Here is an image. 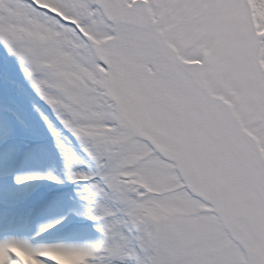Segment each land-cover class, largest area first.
<instances>
[{"label": "snow or ice", "instance_id": "1", "mask_svg": "<svg viewBox=\"0 0 264 264\" xmlns=\"http://www.w3.org/2000/svg\"><path fill=\"white\" fill-rule=\"evenodd\" d=\"M264 264V0H0V264Z\"/></svg>", "mask_w": 264, "mask_h": 264}, {"label": "rangeland", "instance_id": "2", "mask_svg": "<svg viewBox=\"0 0 264 264\" xmlns=\"http://www.w3.org/2000/svg\"><path fill=\"white\" fill-rule=\"evenodd\" d=\"M16 253L17 255L22 258V264L26 263H29L33 260V258L24 253L23 251L17 249L16 250ZM0 257H2V253H0ZM62 255V257L64 259H66V261L69 263V264H83V261H84V257L80 254H75V253H60ZM58 264V263H57Z\"/></svg>", "mask_w": 264, "mask_h": 264}, {"label": "bare ground", "instance_id": "3", "mask_svg": "<svg viewBox=\"0 0 264 264\" xmlns=\"http://www.w3.org/2000/svg\"><path fill=\"white\" fill-rule=\"evenodd\" d=\"M0 255H1V254H0ZM50 255H52V258L55 259L56 262H57L58 264H69V263L66 261V259H64V258L62 257V255H61L60 253H58V254H50ZM20 259H21V261L23 260L22 258H20ZM24 264H29V263H27V261H26V263H24ZM30 264H35V261L32 260V261L30 262Z\"/></svg>", "mask_w": 264, "mask_h": 264}]
</instances>
